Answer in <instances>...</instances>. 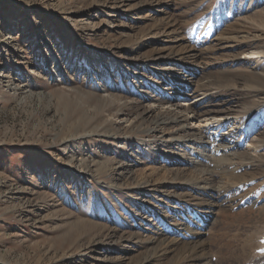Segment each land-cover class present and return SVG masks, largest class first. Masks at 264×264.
Instances as JSON below:
<instances>
[{
	"label": "rangeland",
	"instance_id": "374dc122",
	"mask_svg": "<svg viewBox=\"0 0 264 264\" xmlns=\"http://www.w3.org/2000/svg\"><path fill=\"white\" fill-rule=\"evenodd\" d=\"M170 94L242 115L210 146L253 126L236 174L206 171L217 190L153 146L197 132L159 124ZM257 139L264 0H0V264H177L200 218L190 264H264Z\"/></svg>",
	"mask_w": 264,
	"mask_h": 264
},
{
	"label": "bare ground",
	"instance_id": "6f19581e",
	"mask_svg": "<svg viewBox=\"0 0 264 264\" xmlns=\"http://www.w3.org/2000/svg\"><path fill=\"white\" fill-rule=\"evenodd\" d=\"M161 31H164V30H161ZM240 32L241 31L235 30V34H233L234 32L231 35L229 34V36L225 37V41L228 43H235L236 41L240 40V39H238L239 38L238 36H240V35H238V33H240ZM184 91L185 92L179 93L178 95L183 94L184 96H189L191 93L190 91L200 93V91L198 90L197 87H194L192 89H189V87H187V89H185ZM199 95L196 94L195 97H197ZM167 97H168V101L165 103V106L160 108V110L158 112V116L160 119L159 124L160 125L163 124L164 126H169V127H171L173 125L179 126V129L191 128V129L196 130L197 132H194L191 135H188V137H186L183 140L179 139L176 141H171L170 143H164L163 142V143H161V145L155 144L153 146L155 147V149L157 148V149L162 150V152H167L168 153L167 157H165L166 160H170V162H172L174 164H178L174 160V158L172 157L174 153L178 154L177 157L179 158V163H182L183 165H186V163L184 161H186L187 159H190V161H188V163H191V165L194 166L195 172H196L195 175L191 179H193L194 182H196V184H195L196 187L197 186L203 187L206 184H209V185H211L210 187L213 190H215L216 185L212 184L213 180L209 176L206 175V171L210 169V167H211L210 164L214 163V165L216 166L215 168H218L217 166H220V165H231L233 168L232 169L229 168L230 169L229 171L224 170V172H228L227 174H229V172L231 174H236L233 171L236 170L234 168L235 166H238V167L240 166L238 163V160L240 158H237L234 156L235 154L231 152L230 145H232V143H234V142H237V144H238L244 140H245V142L250 141V138L252 136L251 131L253 130L252 129L253 126H252L251 122L250 123L248 122L245 125V128H242L244 135H243V133H241L242 135L240 137L239 136L237 137L239 140L237 139V141H231L230 145L228 144V142H222L219 145H215V144L212 145L211 144L212 146H210L208 138H207L208 135H213L214 137H219L221 135H223V136L225 135L227 137V136H230V134L232 135V132H229L228 134H221V132L227 126L233 127L234 125H238V126L241 125V124H239V122H241L240 120H242V118L240 117L242 115H240L238 112H232L231 109H229L227 107L221 106V107H212V108L202 109L198 106H193L191 103H186V102L184 103V102L178 101V99L176 98L177 96L173 97L172 95L171 96L168 95ZM210 129H212L213 131L210 132ZM250 129H252V130H250ZM202 136H204V138H203L204 140H202ZM254 142L256 143V144L254 143V145L252 143L254 150H256L258 147L263 146L262 144H264V141L258 140V139ZM213 143H215V142H213ZM181 170L182 169L176 170V171H171V172L175 173V178H176L180 174ZM230 176H234V175H230ZM228 180L230 181L231 179L229 178V179H227V181ZM200 201L201 200H197L196 202L200 203ZM206 205L208 206L207 209L210 212L211 208L213 207V205H215V203L213 201H209V202H206L205 206ZM200 220H204V221L200 222ZM207 220H208V218H206V219L200 218L199 222L197 220L198 223L195 226L189 227L190 230L185 235L191 241H189V240H186V241L192 243L193 246H189V247L185 246L183 248V253L181 254L182 257H180L181 259H179L177 264H190L189 263L190 260L195 261L196 258L200 256L198 253L200 252V250L205 248L204 247V244H205L204 240H200V239H202L204 233H202L200 231H202V229H204V226L207 223ZM179 224H176V225H179ZM174 230L175 229H170L169 233H173ZM176 232H178V231H176ZM178 242H180V241L177 240L176 238L170 239V243H169L170 248H168V249L173 250L176 246L179 245ZM182 242H184V240H182ZM190 250H191V252H190Z\"/></svg>",
	"mask_w": 264,
	"mask_h": 264
},
{
	"label": "snow or ice",
	"instance_id": "6c2138e0",
	"mask_svg": "<svg viewBox=\"0 0 264 264\" xmlns=\"http://www.w3.org/2000/svg\"><path fill=\"white\" fill-rule=\"evenodd\" d=\"M260 251L264 252V249H261Z\"/></svg>",
	"mask_w": 264,
	"mask_h": 264
}]
</instances>
